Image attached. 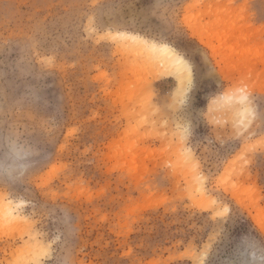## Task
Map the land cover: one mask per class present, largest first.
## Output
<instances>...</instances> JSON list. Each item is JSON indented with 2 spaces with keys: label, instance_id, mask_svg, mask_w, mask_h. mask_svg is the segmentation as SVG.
<instances>
[{
  "label": "rangeland",
  "instance_id": "obj_1",
  "mask_svg": "<svg viewBox=\"0 0 264 264\" xmlns=\"http://www.w3.org/2000/svg\"><path fill=\"white\" fill-rule=\"evenodd\" d=\"M8 136L0 264H264V0H0Z\"/></svg>",
  "mask_w": 264,
  "mask_h": 264
},
{
  "label": "bare ground",
  "instance_id": "obj_2",
  "mask_svg": "<svg viewBox=\"0 0 264 264\" xmlns=\"http://www.w3.org/2000/svg\"><path fill=\"white\" fill-rule=\"evenodd\" d=\"M122 36L131 40L135 45H138L139 48L143 49L148 54L153 55L154 57L160 59L162 65L165 66L168 70L164 73L172 75L173 78L176 79L178 84V89L180 91L185 90V84L189 83L192 79L191 76V66L189 61L181 55L174 47L165 42H154L145 37L128 32H119ZM180 56L184 59V63H180L177 59V56ZM243 97H239L238 101L241 102L240 105H236V110L240 113L241 116H244L246 111H248L249 105L243 103ZM202 195H205L204 189H202ZM8 200V199H7ZM10 200V199H9ZM12 204V203H11ZM9 201L4 200V196L0 194V217L12 221L13 224L19 223L23 216L19 213V211L11 205ZM20 204V203H17ZM21 218V219H20ZM39 242H35L34 246L39 245ZM29 261H34L35 264H39L35 255H31ZM25 263L22 264H27Z\"/></svg>",
  "mask_w": 264,
  "mask_h": 264
},
{
  "label": "clouds",
  "instance_id": "obj_3",
  "mask_svg": "<svg viewBox=\"0 0 264 264\" xmlns=\"http://www.w3.org/2000/svg\"><path fill=\"white\" fill-rule=\"evenodd\" d=\"M32 155V148L18 138L8 136L0 140V174L21 172L27 167Z\"/></svg>",
  "mask_w": 264,
  "mask_h": 264
},
{
  "label": "snow or ice",
  "instance_id": "obj_4",
  "mask_svg": "<svg viewBox=\"0 0 264 264\" xmlns=\"http://www.w3.org/2000/svg\"><path fill=\"white\" fill-rule=\"evenodd\" d=\"M177 59L180 63H184V59L182 57H180L179 55L177 56ZM193 76V80H194V72L190 73ZM246 100V97L242 98Z\"/></svg>",
  "mask_w": 264,
  "mask_h": 264
}]
</instances>
